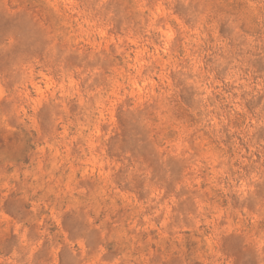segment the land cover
Here are the masks:
<instances>
[{"label":"rangeland","instance_id":"obj_1","mask_svg":"<svg viewBox=\"0 0 264 264\" xmlns=\"http://www.w3.org/2000/svg\"><path fill=\"white\" fill-rule=\"evenodd\" d=\"M0 264H264V0H0Z\"/></svg>","mask_w":264,"mask_h":264}]
</instances>
